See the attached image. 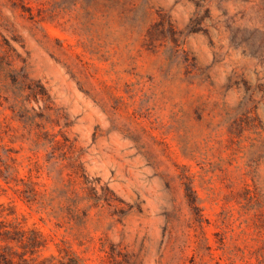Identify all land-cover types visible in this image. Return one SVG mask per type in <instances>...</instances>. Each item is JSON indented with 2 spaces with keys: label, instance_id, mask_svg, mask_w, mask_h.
Masks as SVG:
<instances>
[{
  "label": "rangeland",
  "instance_id": "374dc122",
  "mask_svg": "<svg viewBox=\"0 0 264 264\" xmlns=\"http://www.w3.org/2000/svg\"><path fill=\"white\" fill-rule=\"evenodd\" d=\"M78 258L264 264V0H0V264Z\"/></svg>",
  "mask_w": 264,
  "mask_h": 264
},
{
  "label": "trees",
  "instance_id": "16d2710c",
  "mask_svg": "<svg viewBox=\"0 0 264 264\" xmlns=\"http://www.w3.org/2000/svg\"><path fill=\"white\" fill-rule=\"evenodd\" d=\"M41 90L44 89V86L40 85ZM44 92V91H41ZM64 139L60 138H55L54 139V144L55 143H65L67 146L69 142L68 136L64 133ZM61 152L63 153L64 156H67L68 150H64V148L61 149ZM78 158H76L77 160ZM77 167L75 169V173L81 178V187L83 188L82 191L86 192V195H83L81 193V190H79V187L77 186L76 183L73 182H64L63 187H61L62 190L65 192L71 191L74 195L69 196V199L73 202L74 209L79 211L82 209L86 211L85 213L88 214L89 210L92 207H97L105 203V199L107 201H111L113 197V190L110 188L108 184H105V182L102 181L100 177H91L87 170L84 167L83 162L78 161L76 162ZM5 180L7 182H10L9 178L7 176H4ZM193 190V188H192ZM34 194H36L37 190L33 189L32 190ZM84 199L88 200L89 204L86 206L81 207L80 202L83 201ZM80 260L79 258L76 260L74 264H79Z\"/></svg>",
  "mask_w": 264,
  "mask_h": 264
}]
</instances>
